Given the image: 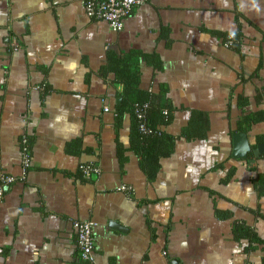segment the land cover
<instances>
[{
  "label": "crops",
  "instance_id": "crops-1",
  "mask_svg": "<svg viewBox=\"0 0 264 264\" xmlns=\"http://www.w3.org/2000/svg\"><path fill=\"white\" fill-rule=\"evenodd\" d=\"M83 1L0 0V264H89L85 221L90 264H264V0H145L119 33ZM123 62L156 111L145 165Z\"/></svg>",
  "mask_w": 264,
  "mask_h": 264
},
{
  "label": "built area",
  "instance_id": "built-area-1",
  "mask_svg": "<svg viewBox=\"0 0 264 264\" xmlns=\"http://www.w3.org/2000/svg\"><path fill=\"white\" fill-rule=\"evenodd\" d=\"M145 0H88L83 1L82 6L86 15L93 20H100L107 23L109 29L114 33H119L123 30L124 20L132 14V12L143 5ZM148 109V104L136 105L135 114L139 121V130L142 133H151L147 127L145 116ZM104 111L108 108L104 106ZM21 158H22V173L19 179L24 180L30 161L28 155V142L25 137L21 140ZM81 172L87 178L90 174L99 175L101 169L94 164H85L80 166ZM18 178L9 175L0 176V202L4 198V189L17 181ZM119 190L132 197L133 190L130 186L121 185ZM77 233V244L79 250V258L86 263H94L95 242L93 230L95 224L90 221L75 222L73 224Z\"/></svg>",
  "mask_w": 264,
  "mask_h": 264
},
{
  "label": "trees",
  "instance_id": "trees-1",
  "mask_svg": "<svg viewBox=\"0 0 264 264\" xmlns=\"http://www.w3.org/2000/svg\"><path fill=\"white\" fill-rule=\"evenodd\" d=\"M123 66L126 65L127 70H130V73L128 72V74H124L123 76V83H124V92H123V101L122 103L119 105L117 112L119 114H123V113H128L131 115L132 118V122H133V126H134V138H133V143H135V148L137 147L139 151H137L139 154L146 155L147 157H145L143 161V164L145 165L148 160L153 159V155L156 152L157 148L155 147V145L158 144L159 138L154 134V128L151 125V119L154 118V112H156L154 110V108L152 107V105H148V109L146 111V116H145V121L147 124V127L152 131L149 135H145L142 134L139 131V121L136 117L135 114V109H136V105H142V104H147L148 100H149V95L148 94H141L139 95L133 102H130L129 97H130V92L131 88L133 87V85H135L136 80H135V75L133 73V64H126V62L122 63ZM151 122V123H150ZM169 143V142H168ZM162 145H166L165 143L161 142V145H159L161 147L162 150L163 146ZM139 146V147H138ZM158 146V147H159ZM169 146V145H168Z\"/></svg>",
  "mask_w": 264,
  "mask_h": 264
},
{
  "label": "water",
  "instance_id": "water-1",
  "mask_svg": "<svg viewBox=\"0 0 264 264\" xmlns=\"http://www.w3.org/2000/svg\"><path fill=\"white\" fill-rule=\"evenodd\" d=\"M239 137H241L240 139H242L243 136L240 134V135L235 136L234 138L236 139V138H239Z\"/></svg>",
  "mask_w": 264,
  "mask_h": 264
}]
</instances>
